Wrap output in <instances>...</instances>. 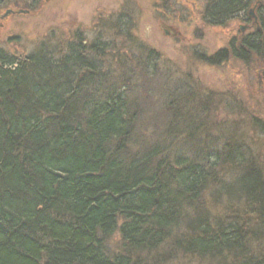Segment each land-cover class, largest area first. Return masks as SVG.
<instances>
[{
	"label": "trees",
	"instance_id": "obj_1",
	"mask_svg": "<svg viewBox=\"0 0 264 264\" xmlns=\"http://www.w3.org/2000/svg\"><path fill=\"white\" fill-rule=\"evenodd\" d=\"M246 3L211 0L205 19L222 25ZM263 42L264 23L203 61H245ZM53 56L0 58V264H264V174L242 148L203 153L192 134L176 150L140 143L135 76L112 82L74 50ZM177 129L168 136L183 137ZM222 165L240 171L231 191L245 210L230 220L202 202L209 186L223 187ZM115 234L118 253L108 246Z\"/></svg>",
	"mask_w": 264,
	"mask_h": 264
},
{
	"label": "rangeland",
	"instance_id": "obj_2",
	"mask_svg": "<svg viewBox=\"0 0 264 264\" xmlns=\"http://www.w3.org/2000/svg\"><path fill=\"white\" fill-rule=\"evenodd\" d=\"M209 1L6 0L0 16L7 10L27 13L0 20V58L18 61L37 52L59 58L74 50L88 67L112 82H124L131 73L139 84L134 94L140 100V143L164 140L176 150L192 134L203 153L227 145L242 148L264 174V132L259 129L264 125V42L259 52L247 53L245 61L232 56L215 65L203 61L231 46L237 48L255 32L240 31L252 23L249 11L262 32L264 0H248L244 11L222 25L205 19ZM123 60L129 68L134 63L127 75L120 73L126 68ZM172 127L184 136L177 138L173 132L168 136ZM233 168L222 165L217 173L223 187L211 185L205 191L203 208L211 218L230 220L231 212L245 210L231 191L240 172ZM119 244L118 234L108 242L114 253L121 251ZM217 262L179 257L168 264Z\"/></svg>",
	"mask_w": 264,
	"mask_h": 264
},
{
	"label": "flooded vegetation",
	"instance_id": "obj_3",
	"mask_svg": "<svg viewBox=\"0 0 264 264\" xmlns=\"http://www.w3.org/2000/svg\"><path fill=\"white\" fill-rule=\"evenodd\" d=\"M245 1L247 2L248 0H245ZM250 12H251V11H249V13H250ZM248 15H249V14H248ZM249 17L252 18V23L250 24V26L247 25L246 27H242V28H240L241 33H243L245 29H252V28L255 29V32H256V31L260 32V31H259V28H258V20H257V18H256V17H253V16H250V15H249ZM246 21H247V20H246ZM255 32H254V33H255ZM254 33H253V34H254ZM251 35H252V34H251Z\"/></svg>",
	"mask_w": 264,
	"mask_h": 264
},
{
	"label": "water",
	"instance_id": "obj_4",
	"mask_svg": "<svg viewBox=\"0 0 264 264\" xmlns=\"http://www.w3.org/2000/svg\"><path fill=\"white\" fill-rule=\"evenodd\" d=\"M27 12L25 11H17V12H13L11 10H7L2 16H0V20L5 19L7 16L11 15V14H25ZM250 16H252L251 12L249 13Z\"/></svg>",
	"mask_w": 264,
	"mask_h": 264
}]
</instances>
